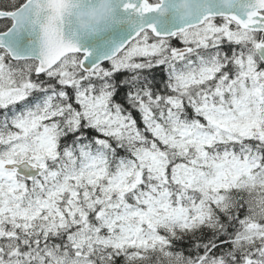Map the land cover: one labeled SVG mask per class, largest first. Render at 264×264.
I'll return each mask as SVG.
<instances>
[{
  "label": "snow or ice",
  "instance_id": "1",
  "mask_svg": "<svg viewBox=\"0 0 264 264\" xmlns=\"http://www.w3.org/2000/svg\"><path fill=\"white\" fill-rule=\"evenodd\" d=\"M0 264H264V0H0Z\"/></svg>",
  "mask_w": 264,
  "mask_h": 264
}]
</instances>
